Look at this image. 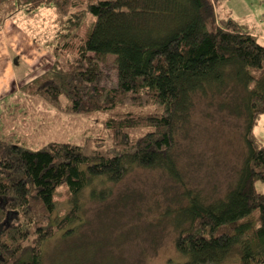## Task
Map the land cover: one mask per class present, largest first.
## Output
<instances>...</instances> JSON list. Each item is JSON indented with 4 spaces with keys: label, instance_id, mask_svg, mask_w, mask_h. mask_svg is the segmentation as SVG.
Instances as JSON below:
<instances>
[{
    "label": "trees",
    "instance_id": "16d2710c",
    "mask_svg": "<svg viewBox=\"0 0 264 264\" xmlns=\"http://www.w3.org/2000/svg\"><path fill=\"white\" fill-rule=\"evenodd\" d=\"M222 1L86 0L84 9L68 12L76 2L0 0V31L21 7L34 11L52 6L59 26L56 41L76 53L69 70L63 71L56 62L49 73L27 83L25 87L36 88L29 97L32 107L38 108L41 101L56 107L66 97L71 111L80 110L92 98L94 110H105V104L109 109L122 108L127 100L147 97L162 108L160 114L145 115L142 121L132 116L116 119L128 113L113 112L108 120L113 132H125L141 122L153 130L130 148L108 154L91 142L77 141L72 132L39 145L25 143L19 132L6 131L10 128L6 119L18 112L26 115L27 107L13 93L0 99V224L27 217L21 225L9 224L0 232V264H41L42 238L52 232L48 230L52 223L36 229L34 245L23 243L42 215L51 221L59 186L72 193L73 208L74 196L94 179L116 183L138 167L163 169L180 188L175 207H168L166 214L183 224L176 247L186 260L177 264H220L234 251L237 264L264 263V191L256 188L257 182H264V141L254 133L264 113V44L244 23L219 16ZM82 26L86 33L77 40L71 33ZM109 55L114 58L117 84L106 90L102 104L97 93L101 96L103 91L88 85L98 78L97 63ZM201 101L210 111H229L244 122L241 163L233 181L216 198L185 182L175 155L177 137L188 131ZM117 135L123 143L126 137ZM77 211L72 209L62 222L80 219Z\"/></svg>",
    "mask_w": 264,
    "mask_h": 264
},
{
    "label": "rangeland",
    "instance_id": "374dc122",
    "mask_svg": "<svg viewBox=\"0 0 264 264\" xmlns=\"http://www.w3.org/2000/svg\"><path fill=\"white\" fill-rule=\"evenodd\" d=\"M71 1L76 2V5L68 12L84 9L86 0ZM247 6L250 9L243 8V14H256L257 21L254 23L258 29L264 30V3ZM16 13V19L22 20L23 29H19L33 35V41L44 54L36 65H26L29 69L26 74L24 71L15 74L19 78L14 79L15 82L3 96L13 93L27 107L26 115L18 112L6 119L10 123L7 132L10 131L11 134L12 131H17L25 143L34 142L36 145L43 144L48 139L66 138L72 132L77 141L84 144L91 142V146L100 149V152L115 154L118 150L130 148L140 137L153 130L144 122L126 127L125 132L120 129L113 132L109 127L108 120L116 111L128 113L116 116V119L132 116L140 121L145 115L160 114L161 106L143 97L144 95L141 100L135 101L132 98V101L123 102L122 108L109 109L105 104V110H94L97 105L91 103L92 98L80 110L71 111L66 97L56 107L53 106L55 103L49 102L48 105L44 101H41V105L36 103L38 108L32 107L29 97L36 88L31 90L30 87H25L27 83L49 73L56 62L63 71L69 70L76 53L70 45L56 41L59 26L54 21L56 13L52 6L42 5L34 11L21 7ZM87 17L90 23L92 17L90 14ZM262 19L263 23H260ZM74 33L78 40L79 34L85 35L86 27L73 30L71 34ZM75 38L70 39L75 41ZM260 41L264 43V39ZM34 50L36 49L29 51L32 53ZM97 69V80L88 86L90 90L96 88L97 91H103L101 96L97 93L98 101L102 103L106 90L117 84L113 56L103 57L97 63ZM130 103L136 106H131ZM200 104L193 111L194 117L187 127L188 131L177 137L175 155L185 182L200 187L205 196L216 198L224 193L228 182L233 181L235 168L241 163L239 156H243L244 152L241 134L244 122L240 116L230 114L229 111H210V106H205L204 101ZM2 108L0 100V110ZM254 132L264 141V113L255 124ZM116 133L126 137H122L123 143ZM89 135L91 139H87ZM103 181L94 179L74 196L76 207L73 208L72 193L66 186L57 188L56 207L51 221H47L48 216L42 215L38 219L41 221L39 224L30 226V237L23 243L25 246L34 245L38 237L36 229L52 223L48 229L52 232L42 238L41 264H177L186 260L176 247V239L182 232L183 224L175 223L172 216H166L167 208L175 207V198L180 194V188L167 172L160 168L138 167L116 183L100 184ZM256 188L264 191V182H257ZM76 208L81 218L72 219L70 224L62 222V218L71 215L72 209ZM26 218L22 215L17 220L4 221L0 224V232L9 224L21 225ZM255 218V215H251L249 219L255 221ZM186 225L189 226V223ZM238 259L234 251L220 264H237Z\"/></svg>",
    "mask_w": 264,
    "mask_h": 264
},
{
    "label": "crops",
    "instance_id": "0c3cea01",
    "mask_svg": "<svg viewBox=\"0 0 264 264\" xmlns=\"http://www.w3.org/2000/svg\"><path fill=\"white\" fill-rule=\"evenodd\" d=\"M254 3L262 4L264 0H223L218 11L219 16L228 15L247 25L250 32L260 41V39H264V30L256 27L254 23L257 21L256 14H243L242 12L243 8L250 9L248 4L253 5ZM16 18L7 19L0 31V99L7 94L8 88L15 82L16 78H19L15 74L19 71H24L26 74L29 70L26 65H36V62L44 54L40 50V46L33 41V35L19 29H23L22 20ZM260 23H263V19L260 20ZM30 49L36 50L31 53ZM260 139L263 141L262 138Z\"/></svg>",
    "mask_w": 264,
    "mask_h": 264
},
{
    "label": "bare ground",
    "instance_id": "6f19581e",
    "mask_svg": "<svg viewBox=\"0 0 264 264\" xmlns=\"http://www.w3.org/2000/svg\"><path fill=\"white\" fill-rule=\"evenodd\" d=\"M255 133V132H254Z\"/></svg>",
    "mask_w": 264,
    "mask_h": 264
}]
</instances>
